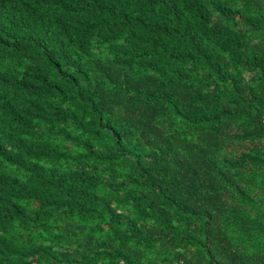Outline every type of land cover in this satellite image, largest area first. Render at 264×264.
Here are the masks:
<instances>
[{"label": "trees", "instance_id": "trees-1", "mask_svg": "<svg viewBox=\"0 0 264 264\" xmlns=\"http://www.w3.org/2000/svg\"><path fill=\"white\" fill-rule=\"evenodd\" d=\"M0 264H264V0H0Z\"/></svg>", "mask_w": 264, "mask_h": 264}]
</instances>
